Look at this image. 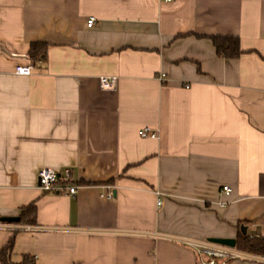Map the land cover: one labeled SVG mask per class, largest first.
<instances>
[{"label": "crops", "instance_id": "crops-1", "mask_svg": "<svg viewBox=\"0 0 264 264\" xmlns=\"http://www.w3.org/2000/svg\"><path fill=\"white\" fill-rule=\"evenodd\" d=\"M218 36L242 55L220 57ZM42 168L70 170L77 195L44 192ZM31 204L35 224L1 220ZM241 235L264 238V0H0V250L201 264L172 238Z\"/></svg>", "mask_w": 264, "mask_h": 264}, {"label": "built area", "instance_id": "built-area-1", "mask_svg": "<svg viewBox=\"0 0 264 264\" xmlns=\"http://www.w3.org/2000/svg\"><path fill=\"white\" fill-rule=\"evenodd\" d=\"M172 2L173 0H165ZM95 20L90 19L88 26L91 27ZM33 67L31 65H18L15 68V73L18 75H30ZM161 82H165L166 77L162 75L159 77ZM101 88L104 91H115L118 86V78L116 76H102L100 78ZM142 138L157 139L158 133L148 128L140 132ZM70 170H66L63 174L56 172L50 168H42L38 172V180L40 188L47 193L66 194L75 196L78 193V187L69 183ZM226 191L228 188H224ZM112 197V194L109 195ZM160 205L161 202H158ZM27 231H32L34 228L27 226L24 228ZM187 247L193 249L201 264H229L232 261H252L264 264V255L250 253L237 247H230L213 243L211 241L192 240L186 238H172Z\"/></svg>", "mask_w": 264, "mask_h": 264}, {"label": "trees", "instance_id": "trees-1", "mask_svg": "<svg viewBox=\"0 0 264 264\" xmlns=\"http://www.w3.org/2000/svg\"><path fill=\"white\" fill-rule=\"evenodd\" d=\"M217 54L225 59H236L242 55L240 40L236 36H218L212 38ZM47 44L34 42L30 45L29 58L32 63L45 61L47 57ZM20 219L25 224H35L37 221V207L31 204L22 209ZM14 242L11 240L7 246L0 250V264H36L32 256H24L20 263L12 261ZM237 248L254 253L264 255V238L239 236L237 239Z\"/></svg>", "mask_w": 264, "mask_h": 264}, {"label": "water", "instance_id": "water-1", "mask_svg": "<svg viewBox=\"0 0 264 264\" xmlns=\"http://www.w3.org/2000/svg\"><path fill=\"white\" fill-rule=\"evenodd\" d=\"M3 222H8V223H19L20 218L19 217H4L1 219ZM243 234H246V231L243 230ZM213 243L221 244V245H226L230 247H236L237 246V241L235 239H219V238H214L210 240Z\"/></svg>", "mask_w": 264, "mask_h": 264}]
</instances>
